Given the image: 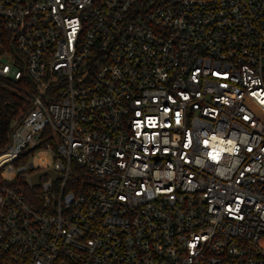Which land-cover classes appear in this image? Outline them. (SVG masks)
I'll use <instances>...</instances> for the list:
<instances>
[{
  "label": "built area",
  "instance_id": "1",
  "mask_svg": "<svg viewBox=\"0 0 264 264\" xmlns=\"http://www.w3.org/2000/svg\"><path fill=\"white\" fill-rule=\"evenodd\" d=\"M8 82L0 264H264V0H0Z\"/></svg>",
  "mask_w": 264,
  "mask_h": 264
},
{
  "label": "trees",
  "instance_id": "2",
  "mask_svg": "<svg viewBox=\"0 0 264 264\" xmlns=\"http://www.w3.org/2000/svg\"><path fill=\"white\" fill-rule=\"evenodd\" d=\"M27 106L28 101L22 94L19 84L13 82L0 84V149L8 141L11 121L19 118Z\"/></svg>",
  "mask_w": 264,
  "mask_h": 264
},
{
  "label": "water",
  "instance_id": "3",
  "mask_svg": "<svg viewBox=\"0 0 264 264\" xmlns=\"http://www.w3.org/2000/svg\"><path fill=\"white\" fill-rule=\"evenodd\" d=\"M44 173L51 174V172H50V171H47V172H44ZM38 176H39V175H38V174H36V175H35V176L32 178L33 185H36Z\"/></svg>",
  "mask_w": 264,
  "mask_h": 264
}]
</instances>
